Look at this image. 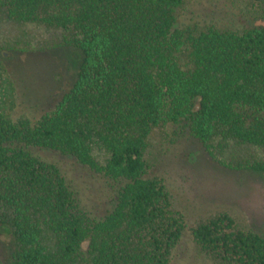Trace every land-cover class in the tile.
<instances>
[{
	"label": "trees",
	"instance_id": "1",
	"mask_svg": "<svg viewBox=\"0 0 264 264\" xmlns=\"http://www.w3.org/2000/svg\"><path fill=\"white\" fill-rule=\"evenodd\" d=\"M185 2L0 0L9 18L64 29L79 56L71 88L33 118L8 111L0 60V264H171L188 223L149 174L153 129L178 126L213 156L217 141L264 147V0L247 4L263 21L241 29L182 27ZM32 146L113 182L107 213L94 215ZM220 162L264 174L263 161ZM192 231L216 264H264V234L228 212Z\"/></svg>",
	"mask_w": 264,
	"mask_h": 264
},
{
	"label": "rangeland",
	"instance_id": "2",
	"mask_svg": "<svg viewBox=\"0 0 264 264\" xmlns=\"http://www.w3.org/2000/svg\"><path fill=\"white\" fill-rule=\"evenodd\" d=\"M250 1L186 0L178 11V24L241 29L262 22L248 9ZM65 33L62 28L17 21L0 12V60L5 68L3 80L10 88L5 100L12 117L40 116L47 105L73 85L79 56L74 47L62 44ZM217 142L213 156L178 126L155 127L149 136V174L164 179L176 206L187 217L188 228L173 251L171 264H216L199 247L192 231L209 215L228 212L239 227L264 234V174L245 168L232 170L220 162H264V147ZM29 149L61 166L94 215L107 213L114 198L113 182L57 150L35 146ZM1 237L4 249L1 247L0 254L5 257L7 246Z\"/></svg>",
	"mask_w": 264,
	"mask_h": 264
}]
</instances>
